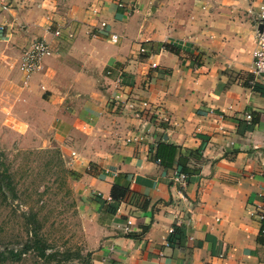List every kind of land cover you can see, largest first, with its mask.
<instances>
[{"label": "crops", "instance_id": "crops-1", "mask_svg": "<svg viewBox=\"0 0 264 264\" xmlns=\"http://www.w3.org/2000/svg\"><path fill=\"white\" fill-rule=\"evenodd\" d=\"M262 1L0 0V140L56 144L77 166L90 264H264ZM36 38L50 54L24 79ZM118 73L122 97L167 120L111 108ZM181 166L191 173L173 183ZM114 182L127 192L110 213Z\"/></svg>", "mask_w": 264, "mask_h": 264}, {"label": "rangeland", "instance_id": "rangeland-1", "mask_svg": "<svg viewBox=\"0 0 264 264\" xmlns=\"http://www.w3.org/2000/svg\"><path fill=\"white\" fill-rule=\"evenodd\" d=\"M1 169L11 175L13 190L6 198L0 194V251L21 246L32 215L46 256L29 250L0 264H90L92 210L77 185V166L56 144L20 148L5 139L0 140Z\"/></svg>", "mask_w": 264, "mask_h": 264}, {"label": "built area", "instance_id": "built-area-1", "mask_svg": "<svg viewBox=\"0 0 264 264\" xmlns=\"http://www.w3.org/2000/svg\"><path fill=\"white\" fill-rule=\"evenodd\" d=\"M121 6L119 2L117 4ZM261 24V29L258 28V25ZM105 26V22L101 21L99 23V27L103 30ZM254 26V47L251 51L252 57V67L251 72L253 75L262 76L264 75V0L259 4L256 14L253 20ZM1 29V27H0ZM54 35L59 34V30H53ZM108 39L110 41H116L117 35L113 32L108 33ZM50 54L48 44L42 38H36L31 41L29 46L23 50L19 63V70L22 73L24 79H26L31 73L35 72L40 68L41 59ZM110 70H106L105 74H109ZM120 75L119 73L115 75V91L113 95L107 100L108 105L114 110H120L123 108L142 111L145 108L148 110L152 116H154V120L161 122L167 120V115L160 107L149 106L146 101H141L139 103L134 104L127 97H122V94L119 92V89L116 87L120 85ZM249 114H246L245 117L249 118ZM185 178V174L179 171H174L171 175V181L177 184H183ZM108 200L110 198H107ZM126 223L129 224L130 220H126ZM125 229H127L125 227ZM171 228L168 229V232H171Z\"/></svg>", "mask_w": 264, "mask_h": 264}, {"label": "trees", "instance_id": "trees-1", "mask_svg": "<svg viewBox=\"0 0 264 264\" xmlns=\"http://www.w3.org/2000/svg\"><path fill=\"white\" fill-rule=\"evenodd\" d=\"M163 47L165 49H171L168 44H163ZM170 148V147H169ZM175 148L172 147V151ZM156 156L157 159H159L160 163H165L164 165H169L167 160L168 156L165 158H161L160 153L156 151ZM179 172H183L185 174L191 173V171H187L185 168L182 166L178 169ZM12 182H11V175L5 170L1 169L0 170V194L2 195L3 198H6L7 192H12ZM127 190L126 188L118 185L117 183H113L111 185L110 191H109V197H110V202L109 203V212L113 213L116 208V203L124 197L126 194ZM27 223L29 225L28 229V234L29 236L25 239V241L21 244L20 247L18 248H9V249H3L0 251V261H4L6 259L11 260V261H16L18 260L22 254L26 253L29 250H33L39 255L40 257L46 256L45 254V244L44 240L41 238V236L38 234V225L34 219V217L31 215L29 218H27ZM178 226L174 227L172 230V234L176 232ZM261 229H264V223L262 221L261 224ZM262 231V230H261ZM56 255V254H54Z\"/></svg>", "mask_w": 264, "mask_h": 264}, {"label": "water", "instance_id": "water-1", "mask_svg": "<svg viewBox=\"0 0 264 264\" xmlns=\"http://www.w3.org/2000/svg\"><path fill=\"white\" fill-rule=\"evenodd\" d=\"M261 27H262V25H261V24H259V25H258V28H259V29H261Z\"/></svg>", "mask_w": 264, "mask_h": 264}]
</instances>
